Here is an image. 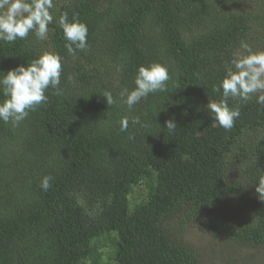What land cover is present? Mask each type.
Segmentation results:
<instances>
[{
    "label": "trees",
    "instance_id": "obj_1",
    "mask_svg": "<svg viewBox=\"0 0 264 264\" xmlns=\"http://www.w3.org/2000/svg\"><path fill=\"white\" fill-rule=\"evenodd\" d=\"M54 4L46 39L30 32L0 41V77L45 51L63 57V94L49 88L47 103L18 126L0 120V264H101L105 242L110 264H264V201L255 191L264 106L256 95L230 98L241 112L231 130L206 108L222 98L213 89L226 62L249 54L241 42L264 51V0ZM64 12L88 27V47L74 55L58 24ZM151 63L168 66L167 91L129 109L121 93ZM138 190L146 197L133 204ZM193 225L208 235L206 247L191 241Z\"/></svg>",
    "mask_w": 264,
    "mask_h": 264
},
{
    "label": "clouds",
    "instance_id": "obj_2",
    "mask_svg": "<svg viewBox=\"0 0 264 264\" xmlns=\"http://www.w3.org/2000/svg\"><path fill=\"white\" fill-rule=\"evenodd\" d=\"M54 0H0V41L14 43L17 39H25L32 32L41 40L46 39L49 25L54 23ZM59 26L63 30L65 47L69 54L83 51L88 47V27L81 22L77 15L69 20L67 12L60 15ZM241 47L248 50V55H236L225 64V76L214 87L215 92H221L222 98L218 101H209L206 108L213 114L212 118L225 130H231L241 112L239 105L230 106L229 99H239L247 102L256 95V103L264 106V51L252 52L248 45L241 42ZM63 57L56 52L45 51L39 58L19 65L0 77V90L5 99L0 101V120L11 123L14 127L25 120L30 112L46 104L49 88L55 89L56 95H62L61 75ZM71 80V77H69ZM170 79L169 68L162 63H151L140 66L135 77V88L130 92L125 89L121 93L124 103L129 109L146 99L149 94L167 91V82ZM258 94V95H257ZM109 106L116 103L113 94L105 91ZM120 131L128 130L129 119L120 120ZM140 123L139 118L131 121ZM166 130L175 132L177 123L175 118L165 122ZM53 177L45 176L40 187L48 191ZM255 191L259 199L264 201V175L260 176Z\"/></svg>",
    "mask_w": 264,
    "mask_h": 264
},
{
    "label": "rangeland",
    "instance_id": "obj_3",
    "mask_svg": "<svg viewBox=\"0 0 264 264\" xmlns=\"http://www.w3.org/2000/svg\"><path fill=\"white\" fill-rule=\"evenodd\" d=\"M146 197V192L144 190H138L134 193V195L131 197V201L133 202V204H138L140 202H142ZM135 206V205H133ZM228 208H230V212H234L236 208L238 207V205L234 202L233 204H228L227 205ZM191 231V241L195 244V245H199L202 246L203 248L206 247L207 245H204L207 239H209L208 235H205V232L203 230H201L198 226H192L190 229H188ZM109 243H111L109 241ZM210 244L212 245V242H210ZM223 246V245H222ZM221 246V248H222ZM224 246L227 247V253H231L233 251V247L230 243L225 244L224 242ZM102 249V259H100V262L102 260L101 264H110V255H111V246L110 244H106V242L101 246ZM240 257V255H238ZM221 264V263H220Z\"/></svg>",
    "mask_w": 264,
    "mask_h": 264
}]
</instances>
